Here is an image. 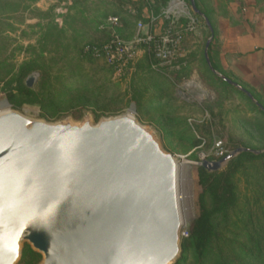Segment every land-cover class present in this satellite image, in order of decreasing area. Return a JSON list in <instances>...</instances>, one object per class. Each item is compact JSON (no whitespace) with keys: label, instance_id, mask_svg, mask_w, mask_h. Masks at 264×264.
<instances>
[{"label":"rangeland","instance_id":"1","mask_svg":"<svg viewBox=\"0 0 264 264\" xmlns=\"http://www.w3.org/2000/svg\"><path fill=\"white\" fill-rule=\"evenodd\" d=\"M184 3L197 22L193 30L185 32L182 55L171 64L151 59L149 68L134 67L131 74L118 79L108 75L103 60L89 56L84 46L106 41L114 30L131 38L136 32V21L121 19L113 26L110 18H118L114 14L117 8L135 15L142 2L0 0V108L49 123L81 124L89 120L97 124L102 119L130 114L178 164L181 242L188 237L190 223L199 214L202 190L197 169L201 163L220 159L232 145L264 148V116L243 95L222 87L208 75L202 54L209 30ZM199 4L212 12L214 23L218 22L220 7H227L231 18L242 17L245 12L249 16L251 12L258 14L256 9L264 8V0H199ZM153 12L145 4L144 19L156 16ZM159 25L157 19L154 26ZM22 66L31 67L22 78L25 86L27 77L35 75L32 86L26 87L38 94L40 105L9 101V92L18 95L16 79ZM229 76L252 91L264 105L256 80L245 83L231 72ZM234 182L237 205L226 218L215 219L221 238L215 250L226 258L238 255L245 262L241 252L243 247L251 248L248 239L264 237V161L245 163L235 173ZM204 201L208 206L207 196ZM42 261L40 252L28 242H21L16 264ZM173 264H195L191 243ZM207 264L218 262L208 257Z\"/></svg>","mask_w":264,"mask_h":264},{"label":"water","instance_id":"2","mask_svg":"<svg viewBox=\"0 0 264 264\" xmlns=\"http://www.w3.org/2000/svg\"><path fill=\"white\" fill-rule=\"evenodd\" d=\"M209 36L210 70L264 110L242 86L212 68L209 20L189 0ZM35 75H29L31 87ZM242 152L204 160L209 173ZM178 164L132 116L49 123L0 114V264H16L21 242L41 264H172L180 251Z\"/></svg>","mask_w":264,"mask_h":264},{"label":"trees","instance_id":"3","mask_svg":"<svg viewBox=\"0 0 264 264\" xmlns=\"http://www.w3.org/2000/svg\"><path fill=\"white\" fill-rule=\"evenodd\" d=\"M139 1L142 2V5L141 6L138 5L136 7L137 12L135 15H130L126 10H121L120 8H117L116 11H114V14L118 15V21L121 19H125V20H134L137 23L139 21H142L143 23L147 24L149 23V17H147L146 19H144L143 17V7L145 6V4L149 5L150 8H153L154 9L153 13L156 16H158L161 12V9L164 8L169 2V0H155L152 3L147 2L145 0H139ZM184 1H186L189 4V0H184ZM195 5L196 8L209 20L213 28V39L208 48V55L211 66L213 69L224 74V72H222V70L220 69L219 65L216 62V56L218 54V47L216 45L218 40V34L212 19V12L207 11L206 9L201 7V5L199 4V0H195ZM256 11L257 13L264 14V8H260V9L257 8ZM193 15L199 18L204 24V21L200 16H198L195 13H193ZM209 34L210 33L208 31L207 37L209 36ZM119 36L123 39H131L134 35L131 38L130 37L126 38L122 34H120ZM109 39H107L104 42H99V43L95 42L92 44H103L107 42ZM204 46H205V42L203 44V50H204ZM202 61L205 64V68L208 72V75H210V77H213V79L218 81L222 87L230 90H234L240 93L241 95H243L264 116V110L256 106L246 94H244L234 86L228 84L227 82L216 76L210 70L204 58V51L202 54ZM150 63H151V58L148 55H145L135 64L134 67L136 69L137 68L140 69L142 67L149 68ZM103 64L107 74L112 75L113 68L108 66L105 62ZM29 68L31 67L22 66L20 70V74L16 79L17 82L16 89L18 95L16 96L11 92L8 93L9 101L12 102L13 104L40 105L41 103L38 94L32 89L27 88L22 82V78H24V76L28 73ZM224 75L227 78H229L231 81L236 82L237 84L242 86L255 98L253 92L247 89L244 85L238 83L231 76L227 74ZM257 101L264 109V105L261 103V101L258 99ZM238 147H244V146L232 145L228 149L232 150ZM259 161H264V152L258 155H255L250 152H242L238 156L232 158L228 162L227 166L220 171L209 173L202 166L198 167L197 169L198 183L202 190V193L200 194V198H199L200 199L199 214L190 223V227L188 230V237L184 238L183 242H181L180 240L179 255L173 263H175L179 259L180 252L185 250L187 244L191 243L194 248L195 264H207L208 257L215 259L218 262V264H264V237L261 238V240L256 238L248 239L251 248L250 246L249 248L243 247V251L241 252V255L243 257H246L245 262L241 258H239L238 255L237 256L231 255L232 257L226 258L223 257L221 253L220 255H218L215 250L217 240H221L218 232L216 231L215 219L218 217L226 218L227 216H229L230 210L235 208L237 205L236 195H235L236 187L234 182V175L241 167L245 165V163L254 164ZM205 196L209 198L208 206L205 204L204 201Z\"/></svg>","mask_w":264,"mask_h":264},{"label":"built area","instance_id":"4","mask_svg":"<svg viewBox=\"0 0 264 264\" xmlns=\"http://www.w3.org/2000/svg\"><path fill=\"white\" fill-rule=\"evenodd\" d=\"M145 1L152 3L155 0ZM157 19H160V25L155 31L154 22ZM196 22L183 0H170L158 16H149V23L138 22L131 39L121 38L114 30L107 42L87 44L84 51L103 60L113 68V76L120 79L131 74L135 64L145 55L159 64H171L182 55L185 32L193 30ZM110 23L117 25L118 18H110ZM144 28L148 29L144 31Z\"/></svg>","mask_w":264,"mask_h":264},{"label":"crops","instance_id":"5","mask_svg":"<svg viewBox=\"0 0 264 264\" xmlns=\"http://www.w3.org/2000/svg\"><path fill=\"white\" fill-rule=\"evenodd\" d=\"M217 12V64L224 74L231 72L245 83L256 80L257 92L264 95V14L251 12L249 16L245 12L242 17L231 18L227 7H220Z\"/></svg>","mask_w":264,"mask_h":264},{"label":"bare ground","instance_id":"6","mask_svg":"<svg viewBox=\"0 0 264 264\" xmlns=\"http://www.w3.org/2000/svg\"><path fill=\"white\" fill-rule=\"evenodd\" d=\"M2 113H4V108H0V114H2ZM130 115V114H129ZM131 116V115H130ZM182 174V173H181ZM178 198H180L179 196H178ZM178 203H179V199H178ZM181 218V217H180ZM181 220H182V218H181Z\"/></svg>","mask_w":264,"mask_h":264}]
</instances>
